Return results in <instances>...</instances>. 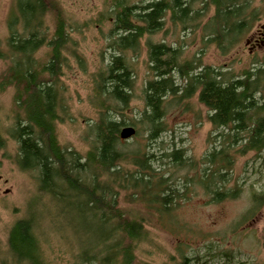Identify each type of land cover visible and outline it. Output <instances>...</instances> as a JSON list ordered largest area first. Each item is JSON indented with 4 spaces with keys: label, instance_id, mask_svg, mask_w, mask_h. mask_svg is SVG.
<instances>
[{
    "label": "trees",
    "instance_id": "16d2710c",
    "mask_svg": "<svg viewBox=\"0 0 264 264\" xmlns=\"http://www.w3.org/2000/svg\"><path fill=\"white\" fill-rule=\"evenodd\" d=\"M211 10L201 28L202 38L225 56L260 20L264 0L257 6L254 0H147L132 5L111 0L102 18L112 20L104 49L108 60L92 76L88 102L96 118L88 127L92 141L81 156L60 145L56 128L68 119L61 78L69 60L85 71V60L71 36L88 24L73 23L59 0L14 1L0 51V61L6 65L0 73V91L13 89L17 111L9 137L18 145L19 169L37 173L40 195L61 200L64 192H70V199L77 201L75 209L81 215L77 224L85 241L76 264H133L135 245L146 236V220L119 207L121 194L127 202L162 214L187 201L195 188L210 203L234 200L241 188L228 185L236 158L264 152V61L240 77L226 79L224 73L203 67L198 58L180 63V49L148 43L154 78L142 89L144 109L139 121L123 117L135 79L126 53L137 55L140 41L160 32L167 18L183 31H195ZM42 49L44 61L36 58ZM195 96L208 112V123L221 133L196 163L183 150L157 157L150 148L167 131L166 103ZM124 127H136L135 136L144 132L145 143H137L133 150L122 148L119 133ZM4 145L0 134V150ZM252 205L264 207V187L252 194ZM72 228L77 230L75 223ZM7 246L16 264H45L32 218L18 220L10 228ZM187 261L183 258L180 264Z\"/></svg>",
    "mask_w": 264,
    "mask_h": 264
},
{
    "label": "rangeland",
    "instance_id": "374dc122",
    "mask_svg": "<svg viewBox=\"0 0 264 264\" xmlns=\"http://www.w3.org/2000/svg\"><path fill=\"white\" fill-rule=\"evenodd\" d=\"M14 1L0 0L2 52L8 37L7 19L14 8ZM59 1L73 23L88 24L86 29L71 36L85 60V71L80 70L73 59L69 60V67L61 78L65 90L62 100L68 119L56 128L60 145L84 156L92 141L88 127L96 118V110L88 102L93 93L92 76L108 60L104 49L112 20L106 22L102 18L111 0ZM126 2L132 5L146 3L147 0ZM258 3L259 0H254L256 6ZM212 12L202 19L195 31H183L167 18L160 32L140 41L137 55L126 53L135 79L129 110L123 115L125 119L139 121L144 109L142 89L154 78L149 69L148 43L180 49V63L198 58L203 67L224 73L226 79L240 77L244 71L263 63L264 47L250 51L251 45L246 44V40L264 26V14L241 44L222 56L214 46L205 45L206 39L202 38L201 28ZM44 54L45 49L39 51L37 60L44 61ZM5 67L0 61V73ZM13 95V89L0 91V134L5 140L0 150V264H16L8 251V232L18 220L26 218L34 221L45 264H76L77 254L85 241L77 224L81 216L75 209L78 203L70 199V192H64L65 197L61 200L40 195L37 173L23 172L17 166L18 145L9 137L17 118ZM207 114L206 108L198 103L197 96L180 102L170 100L166 103L164 115L167 131L152 143L150 151L159 157L174 150H183L186 158L198 162L221 133V130H213ZM144 138L145 133L140 131L139 136L122 140V148L133 150L138 147L137 143H145ZM162 164L168 162L162 160ZM235 186L241 188V193L234 200L210 203L208 196L195 188L188 192L187 201L163 214L155 209L150 211L146 205L127 202L121 194L119 207L131 217L146 220V236L135 245L133 264H180L183 258L188 259V264H264V207L254 208L252 205V194L260 193L264 187V152L260 156L249 153L236 158L228 187ZM74 223L77 230L72 228Z\"/></svg>",
    "mask_w": 264,
    "mask_h": 264
},
{
    "label": "flooded vegetation",
    "instance_id": "af4514ba",
    "mask_svg": "<svg viewBox=\"0 0 264 264\" xmlns=\"http://www.w3.org/2000/svg\"><path fill=\"white\" fill-rule=\"evenodd\" d=\"M252 42H251V40ZM247 40V44L251 45L250 51L254 48L264 47V26L260 27L259 30L254 34L252 38Z\"/></svg>",
    "mask_w": 264,
    "mask_h": 264
},
{
    "label": "water",
    "instance_id": "95a60500",
    "mask_svg": "<svg viewBox=\"0 0 264 264\" xmlns=\"http://www.w3.org/2000/svg\"><path fill=\"white\" fill-rule=\"evenodd\" d=\"M246 44H247V41H246ZM135 132H136L135 129L132 127H124L121 129L119 133V138L121 140H129L135 135Z\"/></svg>",
    "mask_w": 264,
    "mask_h": 264
},
{
    "label": "bare ground",
    "instance_id": "6f19581e",
    "mask_svg": "<svg viewBox=\"0 0 264 264\" xmlns=\"http://www.w3.org/2000/svg\"><path fill=\"white\" fill-rule=\"evenodd\" d=\"M247 41V40H246Z\"/></svg>",
    "mask_w": 264,
    "mask_h": 264
}]
</instances>
